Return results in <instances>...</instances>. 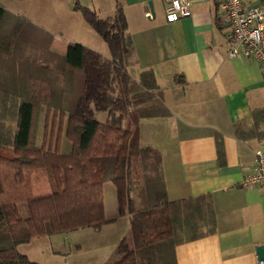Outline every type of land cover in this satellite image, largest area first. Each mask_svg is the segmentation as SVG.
I'll return each mask as SVG.
<instances>
[{"label":"trees","instance_id":"trees-1","mask_svg":"<svg viewBox=\"0 0 264 264\" xmlns=\"http://www.w3.org/2000/svg\"><path fill=\"white\" fill-rule=\"evenodd\" d=\"M74 9L106 44L109 57L76 43L63 52L46 47L37 34L6 20L0 6V264H39L17 247L81 229L99 233L112 223L104 214L105 183L115 188L118 216L130 217V235L104 264H176V246L214 231L211 196L169 201L160 152L149 146L130 152L138 121L170 113L153 73L142 72L136 81L125 68L132 40L121 6L103 19L78 3ZM95 112L106 119L99 122ZM63 124L71 145L67 155L60 152ZM40 170L50 192L34 197L30 173ZM19 204L26 205V218Z\"/></svg>","mask_w":264,"mask_h":264},{"label":"crops","instance_id":"crops-1","mask_svg":"<svg viewBox=\"0 0 264 264\" xmlns=\"http://www.w3.org/2000/svg\"><path fill=\"white\" fill-rule=\"evenodd\" d=\"M188 1L189 14L174 23L165 21L168 0H114L105 17L121 6L132 40L125 68L136 81L151 71L170 113L138 121L137 146L160 152L169 201L211 196L214 231L176 246V264H264L255 254L257 246H264V184L241 186L252 171L253 153L264 150V73L255 63L228 57L220 0ZM109 195L106 202L103 185L105 218L113 222L99 233H69L78 235V251L53 250L55 262L112 259L119 242L130 235V217L118 216L115 188ZM83 239L90 243L89 257L82 253Z\"/></svg>","mask_w":264,"mask_h":264},{"label":"rangeland","instance_id":"rangeland-1","mask_svg":"<svg viewBox=\"0 0 264 264\" xmlns=\"http://www.w3.org/2000/svg\"><path fill=\"white\" fill-rule=\"evenodd\" d=\"M76 3L95 11L99 18H105L107 14L110 13L109 8L114 4V0H0V6H2L8 14L6 20L10 21L13 19V22L17 25H22L26 34H37L40 40H45L46 47L51 45V48L61 51L65 49L68 44L76 43L102 54L103 56L109 57L106 44L84 22L81 13L74 9ZM28 26L31 28L28 29ZM43 112L44 109H42V115L39 121L38 141L43 137ZM94 115L99 122H103L106 119V113L104 112H95ZM49 124L50 123H48V127H50ZM12 126L14 127V124ZM64 129L65 124L62 126L60 135V152L67 155L70 152V143L67 142L63 136ZM55 131L56 127H54V133L51 137V144H53V140L56 138ZM49 144L50 136L48 133V135H46L45 145L48 146ZM136 147L137 145L135 143H131L130 152L134 153ZM30 176L31 193L34 197L49 194L50 188L47 186L48 183L44 171L32 172ZM109 191L112 193L114 187L110 183H105L104 195L106 202H108L110 196ZM18 210L21 218H26L28 216L25 204H19ZM65 239H68V245L64 244ZM77 241H79L77 234L73 236L60 234L51 237L35 238L26 244L19 245L17 250L21 254H26L29 260L39 264H64L59 258L57 262L54 261L55 259L52 251L62 250L65 252L67 250L73 255L78 251L76 249ZM81 242H84L82 253L89 252V249L91 250L90 243H85L86 239H83ZM86 255L89 257L90 253Z\"/></svg>","mask_w":264,"mask_h":264},{"label":"built area","instance_id":"built-area-1","mask_svg":"<svg viewBox=\"0 0 264 264\" xmlns=\"http://www.w3.org/2000/svg\"><path fill=\"white\" fill-rule=\"evenodd\" d=\"M188 0H168L165 7V21L174 23L186 17ZM221 27L224 29L229 58H242L255 63L264 73V0L251 4L247 0H220ZM146 18L151 14L146 13ZM264 184V150L253 153V167L241 186L244 189Z\"/></svg>","mask_w":264,"mask_h":264},{"label":"water","instance_id":"water-1","mask_svg":"<svg viewBox=\"0 0 264 264\" xmlns=\"http://www.w3.org/2000/svg\"><path fill=\"white\" fill-rule=\"evenodd\" d=\"M256 257L259 261L264 259V246H257L255 249Z\"/></svg>","mask_w":264,"mask_h":264}]
</instances>
